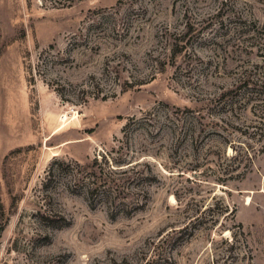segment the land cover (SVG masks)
Wrapping results in <instances>:
<instances>
[{
  "label": "rangeland",
  "instance_id": "1",
  "mask_svg": "<svg viewBox=\"0 0 264 264\" xmlns=\"http://www.w3.org/2000/svg\"><path fill=\"white\" fill-rule=\"evenodd\" d=\"M243 76L264 82V0H0V264H264ZM120 146L159 178L110 206L54 163Z\"/></svg>",
  "mask_w": 264,
  "mask_h": 264
},
{
  "label": "trees",
  "instance_id": "2",
  "mask_svg": "<svg viewBox=\"0 0 264 264\" xmlns=\"http://www.w3.org/2000/svg\"><path fill=\"white\" fill-rule=\"evenodd\" d=\"M236 91H240V93H242L239 95L246 96L245 101L257 102L256 105L253 106L255 110L254 115L259 120V124H264V82L254 80L249 76H243L235 89V92ZM231 92L235 93L234 91ZM236 95H238V93ZM259 110L261 111L259 112ZM235 111L236 106L232 105L228 112L233 113ZM187 112L192 115L191 110H187ZM192 124L193 126L190 124V126L186 131L184 130V132L178 133L175 130V136L185 141L190 139L192 142H196L199 137V125H202V122L200 118L194 117L192 118ZM124 149L126 148L120 146L118 150L114 149L110 154L105 153L101 156V162L99 161V157H95L92 166H85L76 161L64 162L55 160L54 163L58 165L60 170L67 171L66 173H72L74 179L81 177V182H88L85 189L88 197L90 198L89 201L92 208L96 207V201L106 203L110 206V204H115L119 197V201H125V199H128V195H130L132 189H134L136 186H139L140 183H142L143 186H150L159 178L158 174L155 172V167L150 163L138 161L129 162L131 158L125 154H122L121 152ZM113 152L116 155H114ZM115 166L122 168L117 170ZM200 169L201 166L197 164L196 166H193L191 171L197 172ZM129 172L135 173V177H129L127 180H123L121 184H118L120 182L118 177L122 174H128ZM49 174L50 178H52L55 174V169L51 170ZM73 192L76 193L75 190ZM148 199V192L146 190H142V199L140 200L139 204L132 206V209H135L134 211L142 210L146 203H148ZM1 207L2 206H0V211H3ZM229 210L230 208L225 206L223 212L228 213ZM197 219L199 218H196L195 220ZM186 228L188 229V226ZM3 230L4 228L2 227L0 229V233H2Z\"/></svg>",
  "mask_w": 264,
  "mask_h": 264
},
{
  "label": "bare ground",
  "instance_id": "3",
  "mask_svg": "<svg viewBox=\"0 0 264 264\" xmlns=\"http://www.w3.org/2000/svg\"><path fill=\"white\" fill-rule=\"evenodd\" d=\"M250 202H251V199L249 198V199L247 200V204H250Z\"/></svg>",
  "mask_w": 264,
  "mask_h": 264
}]
</instances>
